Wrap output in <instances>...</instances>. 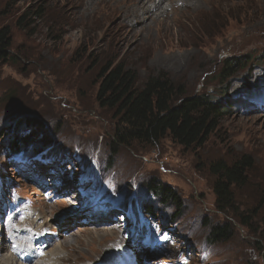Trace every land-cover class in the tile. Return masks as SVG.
Here are the masks:
<instances>
[{
	"label": "rangeland",
	"instance_id": "374dc122",
	"mask_svg": "<svg viewBox=\"0 0 264 264\" xmlns=\"http://www.w3.org/2000/svg\"><path fill=\"white\" fill-rule=\"evenodd\" d=\"M145 1L0 0V29L7 28L11 39L5 60L0 59L2 205H33L32 213L49 206L50 222L56 224L85 213L87 220L68 230L79 232L80 239L64 245L76 240L80 255L98 248L100 234L84 231L86 225L98 226L88 221L90 214L107 209L120 221L123 242L118 250L139 256L142 263L264 264L259 242L264 228V0H194V12L170 17V9L165 21L146 18L141 27ZM36 11L41 15L34 16ZM129 11L134 17L127 16ZM231 58L244 64L222 80L219 73ZM111 64L135 72L138 85L163 74L187 95L206 93L236 104L229 105L200 149H184L169 137L155 144H119L114 141L113 111L96 101L98 74ZM30 120L36 125H29ZM36 129V140L15 151L17 139ZM243 156L251 158L253 167L246 184L234 193L237 213L225 214L216 207L209 166ZM56 162L83 188L75 194L81 197L77 206H62V195L48 193L50 177L40 183V169ZM119 164L125 171L124 205L115 199L118 195L104 197L101 192L104 177ZM150 182L176 194L181 205L177 215L175 205L147 189ZM68 192L66 198L74 201ZM145 207L153 213L147 215ZM8 217L2 211L0 230L5 227L6 236ZM224 225L229 238L213 242L212 228ZM61 235L69 238L66 232ZM87 242H95L92 249Z\"/></svg>",
	"mask_w": 264,
	"mask_h": 264
},
{
	"label": "trees",
	"instance_id": "16d2710c",
	"mask_svg": "<svg viewBox=\"0 0 264 264\" xmlns=\"http://www.w3.org/2000/svg\"><path fill=\"white\" fill-rule=\"evenodd\" d=\"M33 14L36 17L41 15L39 11ZM10 42L9 30L0 29V59L5 60ZM243 64L239 58L226 59L219 73L220 78L226 80L233 75L236 67ZM98 77L100 82L96 101L100 108L113 111V119L117 124L114 141L119 144H155L169 137L184 149H200L218 128L229 105L236 104V101L230 99L215 100L206 93L187 95L181 86L163 74L150 77L145 83L138 85L135 72L126 70L119 64L104 66ZM34 122L35 120H30L27 123L35 126ZM38 130L17 139L12 145L15 151L18 145L21 146L19 151H23L25 144H32ZM252 167L253 161L247 156L231 164L219 161L209 166V172L215 178L212 189L219 211L225 214L237 213L234 193L246 184ZM147 189L164 203L171 202L175 205L176 215L178 214L180 200L168 186L150 182ZM145 211L147 215L153 213L150 207H145ZM230 234L228 225L215 226L210 237L213 242H217L229 238ZM259 240L264 249V228L259 233Z\"/></svg>",
	"mask_w": 264,
	"mask_h": 264
},
{
	"label": "bare ground",
	"instance_id": "6f19581e",
	"mask_svg": "<svg viewBox=\"0 0 264 264\" xmlns=\"http://www.w3.org/2000/svg\"><path fill=\"white\" fill-rule=\"evenodd\" d=\"M89 1H91L93 4L95 2V0ZM193 1L194 0H166L165 4L161 0L145 1L140 9L146 10L144 11L146 13L143 12L144 14L140 15L141 21L138 23V25H141L142 27L143 22L146 20V22H148L149 19L154 20L155 18L165 21L166 11L170 9H174V12L169 15L170 17L176 14H181L183 11L194 12L196 10V5H194ZM93 7L94 5L91 8ZM132 13L133 12L129 11L127 16L129 15L134 17ZM134 20H132L131 23H133ZM134 27H132V29H135ZM64 167L65 166L62 165L61 162L49 164L47 167L45 166L39 171L41 174L40 176H42V179L39 180L40 183L44 185V179L47 181V177H50L48 181L51 182V185H49L50 189L48 193L51 194V196L54 193L55 195L69 196L70 193L68 191H71L72 195L70 199L74 200L72 201L73 203L71 200L66 199V197H63L64 199L59 201L62 206L66 205V207L71 208L73 205L77 206L79 202L78 200L81 197L75 194H77L79 191H82L83 188L80 187L81 184L71 182L68 173L63 169ZM119 167V169L113 170L110 174L104 177L103 190L101 189V192L102 196L118 195L115 199L124 201L126 192H123V185H121V183L124 181L123 179L125 171L120 164ZM86 179H91V176H87ZM91 188L93 189L95 186H91ZM69 202H71V204H67ZM125 203L126 202L124 201L123 205ZM20 206L21 202L17 201L12 202L11 204L8 203L2 205V198H0V223L2 221V211H7L9 214L6 223L7 236L4 235L5 227L2 226L0 230V264H94L96 263L93 262L95 257L99 262L97 264H120L123 263L122 260L127 264H148V262L142 263V260L139 256L134 258L132 255H128L123 250H118V247H122L123 242L120 240L121 228H119L120 225H118L120 221H118V218L112 217V214H110L112 212L111 210L107 211V209H105L102 212L90 214L91 216L88 221L97 223L98 226L94 225L91 227L92 225H86V227L89 228L84 231H88L90 234L93 233L95 235L100 234V237L97 238L98 248H94V251L90 252L89 255H80L79 252H77V246L79 245H77L76 240L73 241L75 245H64L66 244V240L72 241L74 237H76V239H80L81 234H77L79 232L73 233L72 231L68 230L73 224L87 220V217L84 215L85 213H79L73 216V218L67 222L56 224L57 222L55 221L50 222L52 218V211L49 210L51 207L42 205L39 208L38 213H32L30 212V208H34L33 205H29L28 207L21 209ZM44 218L48 220L43 221ZM111 221L114 222L111 224V226H113L108 227L106 222ZM103 223H105L104 226H99ZM78 231H80V229ZM62 232H66V235L69 238L62 239ZM113 234L114 236H112ZM46 237H50V240L45 239ZM107 238H110V240L106 242ZM112 238L114 239L111 240ZM29 242L31 243V246L27 247L26 244ZM103 243L104 245L102 246ZM94 245L95 242H90L89 245L87 242L86 244L87 248L89 249H92ZM113 249H115V251L117 250V252L113 253ZM7 251H10L11 255L3 256L2 253ZM231 258L232 257L228 258L229 262L231 261Z\"/></svg>",
	"mask_w": 264,
	"mask_h": 264
}]
</instances>
